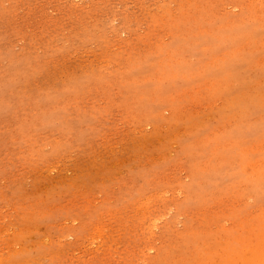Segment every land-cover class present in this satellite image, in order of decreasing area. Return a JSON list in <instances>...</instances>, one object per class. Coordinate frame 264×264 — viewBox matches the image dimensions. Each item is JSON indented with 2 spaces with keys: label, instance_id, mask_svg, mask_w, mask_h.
I'll list each match as a JSON object with an SVG mask.
<instances>
[{
  "label": "rangeland",
  "instance_id": "obj_1",
  "mask_svg": "<svg viewBox=\"0 0 264 264\" xmlns=\"http://www.w3.org/2000/svg\"><path fill=\"white\" fill-rule=\"evenodd\" d=\"M0 264H264V0H0Z\"/></svg>",
  "mask_w": 264,
  "mask_h": 264
},
{
  "label": "bare ground",
  "instance_id": "obj_2",
  "mask_svg": "<svg viewBox=\"0 0 264 264\" xmlns=\"http://www.w3.org/2000/svg\"><path fill=\"white\" fill-rule=\"evenodd\" d=\"M256 194V193H255ZM259 231V230H258ZM237 239V238H236ZM217 261V260H216Z\"/></svg>",
  "mask_w": 264,
  "mask_h": 264
}]
</instances>
